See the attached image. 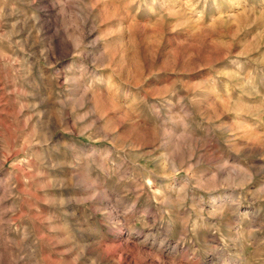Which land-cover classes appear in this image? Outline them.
<instances>
[{
  "label": "rangeland",
  "instance_id": "rangeland-1",
  "mask_svg": "<svg viewBox=\"0 0 264 264\" xmlns=\"http://www.w3.org/2000/svg\"><path fill=\"white\" fill-rule=\"evenodd\" d=\"M0 264H264V0H0Z\"/></svg>",
  "mask_w": 264,
  "mask_h": 264
}]
</instances>
